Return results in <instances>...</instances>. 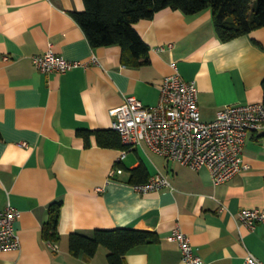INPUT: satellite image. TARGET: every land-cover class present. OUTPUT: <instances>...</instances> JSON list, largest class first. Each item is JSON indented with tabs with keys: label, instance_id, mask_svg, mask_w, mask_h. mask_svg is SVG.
Listing matches in <instances>:
<instances>
[{
	"label": "crops",
	"instance_id": "1",
	"mask_svg": "<svg viewBox=\"0 0 264 264\" xmlns=\"http://www.w3.org/2000/svg\"><path fill=\"white\" fill-rule=\"evenodd\" d=\"M85 9L84 0H0V212L8 204L22 212L21 247L0 252V264H110L103 245L91 258L72 254L69 236L121 226L160 237L127 253L125 264H185L170 239L177 227L206 264H244L248 252L264 262V223L251 230L239 221L241 210L264 207V133L247 141L243 158L250 167L219 184L208 166L171 161L147 145L120 159L123 149L101 147L94 134L87 146L79 133L113 129L109 111L126 96L157 104L173 63L196 82L205 121L227 105L263 102L264 26L227 42L215 32L211 9L192 16L163 9L135 23L150 62L134 67L121 61L120 45L90 44L72 14ZM50 44L89 66L65 74L39 70L33 57ZM142 163L149 178L164 172L173 188L136 191L131 170ZM117 165L123 172L109 175ZM56 201L63 206L54 250L42 227Z\"/></svg>",
	"mask_w": 264,
	"mask_h": 264
},
{
	"label": "built area",
	"instance_id": "2",
	"mask_svg": "<svg viewBox=\"0 0 264 264\" xmlns=\"http://www.w3.org/2000/svg\"><path fill=\"white\" fill-rule=\"evenodd\" d=\"M162 49H164L162 47ZM53 45L44 54L35 55L33 61L43 72L64 73L88 63L72 60L53 51ZM97 58L93 57L92 62ZM173 71L166 75L161 85L160 100L155 105L145 104L134 95L126 96L124 103L111 109L112 128L120 133L126 145L120 159L132 147L147 145L157 154L171 161L198 169L208 166L215 184L226 182L236 174L249 168L243 158L247 141L253 133H264V102L231 104L225 106L214 120L205 121L198 102V87L195 81L185 79L178 71L177 63ZM27 145L26 142H24ZM119 165L112 168L109 175L121 174ZM172 187L169 176L157 172L147 182L134 184L140 193ZM226 206L223 205V208ZM22 212L8 204L0 212V252L18 250L21 238L16 222ZM241 223L254 230L264 223L263 208H245L240 211ZM178 242L182 261L185 264H206L192 244V240L180 227L170 235ZM57 250L58 245L49 242ZM244 264H264L252 252H248Z\"/></svg>",
	"mask_w": 264,
	"mask_h": 264
},
{
	"label": "trees",
	"instance_id": "3",
	"mask_svg": "<svg viewBox=\"0 0 264 264\" xmlns=\"http://www.w3.org/2000/svg\"><path fill=\"white\" fill-rule=\"evenodd\" d=\"M84 11L72 12L93 47L120 45L122 60L128 66L139 67L150 62V46L134 25L141 19H151L163 9H178L188 16L211 9L215 28L220 40L229 41L249 34L264 26V0H84ZM264 88V80H263ZM264 102V100H263ZM90 145V136L96 135L101 147L125 149L120 133L114 129L80 130ZM1 138V132H0ZM146 166L142 163L131 170L130 181L134 184L149 180ZM62 201L52 202L48 219L42 227V238L58 243L61 239L59 223ZM157 232L147 229L122 227L96 229L91 235L71 233L69 248L72 254L93 257L100 246L109 250L110 264H125V256L139 245L156 243Z\"/></svg>",
	"mask_w": 264,
	"mask_h": 264
}]
</instances>
